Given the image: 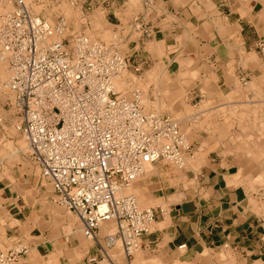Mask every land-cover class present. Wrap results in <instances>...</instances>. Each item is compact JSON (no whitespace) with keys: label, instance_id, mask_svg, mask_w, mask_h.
I'll list each match as a JSON object with an SVG mask.
<instances>
[{"label":"crops","instance_id":"obj_1","mask_svg":"<svg viewBox=\"0 0 264 264\" xmlns=\"http://www.w3.org/2000/svg\"><path fill=\"white\" fill-rule=\"evenodd\" d=\"M132 2L84 7L119 29L139 74L157 76L154 90L169 107L163 114L189 142L183 168L160 161L136 181L138 201L157 211L143 254L159 264H264V193L243 168L245 155L254 162L263 153L264 126L242 119L251 115L242 105H264V62L255 48L264 38V0ZM12 102L0 93V249L27 248L18 264H130L107 245L109 226L87 238L75 215L53 204Z\"/></svg>","mask_w":264,"mask_h":264},{"label":"built area","instance_id":"obj_2","mask_svg":"<svg viewBox=\"0 0 264 264\" xmlns=\"http://www.w3.org/2000/svg\"><path fill=\"white\" fill-rule=\"evenodd\" d=\"M6 1L12 9L0 13V61L10 77L1 89L13 95L25 150L53 204L72 212L90 239L113 223L107 245L120 243L131 257L154 231L157 211L141 208L127 190L147 166L183 168L189 142L178 121L145 110L139 91L129 99L115 89L114 80L130 68L115 44L66 36L64 20L52 26L32 15L25 0ZM255 46L264 62V38ZM27 252L0 249V264H18Z\"/></svg>","mask_w":264,"mask_h":264},{"label":"rangeland","instance_id":"obj_3","mask_svg":"<svg viewBox=\"0 0 264 264\" xmlns=\"http://www.w3.org/2000/svg\"><path fill=\"white\" fill-rule=\"evenodd\" d=\"M132 1L133 0H131V2ZM25 2L32 15L44 19L52 26H55L61 19L64 20L66 23V36H70L73 33H83L94 40L107 44H115L121 53L126 55L125 51L127 49V45H125L126 43L122 41L123 35L120 34L119 29L116 30V27L114 28L113 26L108 25L107 20L101 11H91L88 10L87 7L85 8V2L80 0H25ZM11 9L12 6L9 5L6 0H0V13H5V11H9ZM131 64L132 63H130V68L124 73L125 78L123 84L116 83L117 86L119 85L118 87L121 86L123 88H117V91L125 94L129 99L133 98L134 91H139L141 93L143 106L147 112L164 115L163 113H165V111L167 112L169 107L166 103L165 94L163 93L162 96H159L154 90L159 85V82L153 80L156 79L157 76L154 75L153 72H143V74H139L140 72L135 73L133 71V67L135 66H132ZM9 77L10 73L8 64L0 61V89L2 86L1 84L7 82ZM114 81L118 82L117 79ZM1 90L3 91L1 94H11L9 91L3 89ZM242 107L244 109H249L251 114L248 116L247 120V116L244 115L242 118L244 121H248L251 124L253 122L256 128L264 126V105L246 103L242 105ZM259 137H264V128L263 132L259 133ZM248 149H250V147H242L243 152L244 150L248 151ZM262 150L263 153L254 162L249 161L250 159L245 155L244 159H246L243 163V168L244 172L249 177L248 182L250 185L257 189L260 188L261 193H264V148H262ZM148 169L150 168L147 166L145 170L149 171ZM251 175L256 177H251ZM136 183L137 182L130 187L127 193L132 194L137 198V194L134 189ZM139 206L141 208H151L149 205H143L140 202ZM104 225L109 226L111 231H116V226L113 225V223H103L101 226ZM117 248L121 249L122 255L125 256L120 243L117 244ZM126 258L130 264H158L152 254H143L141 248L135 251L131 257ZM133 258L135 262L132 261Z\"/></svg>","mask_w":264,"mask_h":264},{"label":"bare ground","instance_id":"obj_4","mask_svg":"<svg viewBox=\"0 0 264 264\" xmlns=\"http://www.w3.org/2000/svg\"><path fill=\"white\" fill-rule=\"evenodd\" d=\"M124 78H125V74L124 73H122V74H120L118 77H117V80H118V82H114V87H115V89L117 90V88H120V87H118L117 86V84L116 83H119V84H123V82H124ZM124 87V86H123ZM121 89H123L122 87H121ZM145 101V100H144ZM252 104V103H251ZM150 168V167H149ZM149 171H150V169H148ZM145 172H147V170L145 171ZM264 173V172H263ZM261 175V174H260ZM144 176V175H143ZM140 178H142V177H140ZM127 191H129V190H127ZM131 191V190H130ZM130 193V192H129ZM21 245H23V244H21ZM26 246V245H25ZM27 247V246H26ZM139 258V257H138ZM155 263V262H154ZM159 264V263H158Z\"/></svg>","mask_w":264,"mask_h":264},{"label":"water","instance_id":"obj_5","mask_svg":"<svg viewBox=\"0 0 264 264\" xmlns=\"http://www.w3.org/2000/svg\"><path fill=\"white\" fill-rule=\"evenodd\" d=\"M186 207H188V206H186Z\"/></svg>","mask_w":264,"mask_h":264}]
</instances>
